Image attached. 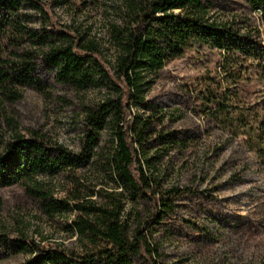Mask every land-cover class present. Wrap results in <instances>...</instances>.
Returning <instances> with one entry per match:
<instances>
[{"label":"trees","instance_id":"16d2710c","mask_svg":"<svg viewBox=\"0 0 264 264\" xmlns=\"http://www.w3.org/2000/svg\"><path fill=\"white\" fill-rule=\"evenodd\" d=\"M218 0H129L124 19L111 30L115 53L111 68L101 60L98 47L76 32H65L52 21L48 7L40 0H0V107L22 99L26 89L46 95L37 75L47 72L54 86L75 91L105 89L109 96L85 113L87 134L80 154L50 146L42 138L16 136L0 151V189L19 186L48 217L73 214L69 231L78 237L80 252L45 249L20 236L0 235V261L11 255H31L26 264H133L137 257L150 263L152 249L135 230L129 237L121 222V194H105L103 204L85 198L72 187L66 199H53L35 178L72 174L99 162L114 176L118 188L136 198H146L153 207L152 218L173 210L182 192L153 191L143 170L145 150L152 143L185 145L172 134L156 132L162 117L146 101L153 79L186 51L200 55L202 49L216 52L214 75L195 83L194 113L213 128L240 141L254 152L264 168V104L250 105V81L264 91V42L251 29L214 14ZM248 11L264 18V0H242ZM41 26H29L35 15ZM151 112L130 118V109ZM112 134L108 152L99 147L98 134ZM75 175V174H74ZM74 175L70 176L71 178ZM151 221V219H150Z\"/></svg>","mask_w":264,"mask_h":264},{"label":"rangeland","instance_id":"374dc122","mask_svg":"<svg viewBox=\"0 0 264 264\" xmlns=\"http://www.w3.org/2000/svg\"><path fill=\"white\" fill-rule=\"evenodd\" d=\"M47 5L53 22L65 32H76L84 42H92L100 58L111 68L115 56L111 30L124 19L129 0H40ZM35 15L34 13H30ZM214 14L230 22L236 18L264 42V18L248 11L242 0H218ZM29 26L39 29L35 15ZM186 51L183 58L166 65L153 79L146 101L162 117L156 132L172 134L185 145L165 146L154 142L145 150L143 170L149 178L147 193L179 190L173 210L161 218H152L151 202L136 198L118 188L114 176L99 162L72 174H41L35 181L53 199H66L79 186L82 196L105 202V194H121V222L132 238L137 228L152 249L150 263L137 257L133 264H264V168L256 156L240 141L213 128L194 113L195 83L202 76L214 75L217 53L206 49L200 55ZM47 94L32 89L23 92L13 105L0 107V151L14 138H42L50 146H60L80 154L87 134L85 113L108 96L105 89L75 91L54 86L44 70L37 74ZM249 104H264V91L250 81ZM130 118L147 117L151 112L130 109ZM99 147L108 152L112 134H98ZM75 174V175H74ZM74 175L73 178L70 176ZM73 214L48 217L19 186L0 189V235L20 236L45 249L80 252L78 237L69 231ZM151 219V221H150ZM31 255H11L0 264H26Z\"/></svg>","mask_w":264,"mask_h":264}]
</instances>
